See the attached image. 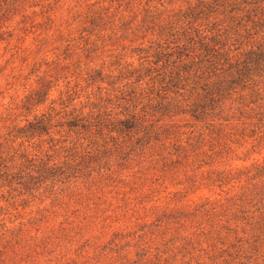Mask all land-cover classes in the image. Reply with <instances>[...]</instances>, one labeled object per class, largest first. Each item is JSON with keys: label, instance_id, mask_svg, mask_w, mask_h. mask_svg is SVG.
I'll return each mask as SVG.
<instances>
[{"label": "rangeland", "instance_id": "1", "mask_svg": "<svg viewBox=\"0 0 264 264\" xmlns=\"http://www.w3.org/2000/svg\"><path fill=\"white\" fill-rule=\"evenodd\" d=\"M46 2L49 7L42 9L40 15L44 19L37 24L34 22L36 14L28 15V9ZM115 2L131 3V0ZM57 3L60 0H0V79L4 78L6 70L17 59L21 65L27 63L28 57L23 55L27 50L20 45L24 37L34 30L47 32L52 28L54 21L47 16V12ZM182 3L185 5L184 9L172 22L160 29L161 34L167 32L172 36L175 35L173 30L176 26H181L174 41L176 47L170 51L158 47L153 54V63H162V69L154 79L162 85L164 94L156 92L155 102H150L146 107L158 120L180 117L184 124L149 128L145 130L144 137L137 141V147L142 151L152 141L169 140L177 137L182 128L188 129L185 142L187 147L179 143L173 144L172 151L176 159L166 162L161 169L168 176L180 173L184 162L192 155L206 156L207 161L211 162L229 159L239 152V159L248 161L252 155L264 151V0H182ZM17 16L20 20L13 26L12 21ZM87 24L84 31L91 35L103 26V17L99 14L90 15ZM128 26L127 23L122 24L124 29ZM58 38L64 39L62 35ZM81 39L88 45L87 39L83 36ZM13 40L16 41L15 44L12 43ZM43 43L46 44L47 41ZM82 51L91 59L96 48L85 47ZM5 55H8L7 60L4 59ZM77 55V50L71 43L60 50V56L66 61L73 60ZM58 61L59 57L49 65L53 69L51 73L37 79V87L25 97L22 105L24 110L31 111L32 107L43 104L55 81L61 74L70 71L68 65L61 66ZM74 67L79 69V63ZM39 68L40 64L33 63L29 77L35 75ZM143 75H151V70L146 69ZM143 75L138 79L143 78ZM49 76L52 78L49 79ZM86 77L90 83L106 79L100 69L87 70ZM184 90L189 92L191 99V103L186 106L168 99V93L178 95ZM74 94L75 88L68 94V102H71ZM3 95L4 90L0 88V96ZM121 99L129 104L134 103L135 90L129 91ZM106 103L110 104L111 100ZM93 107L97 108L95 116H81L73 110L53 124V117L44 115L36 118L26 128L10 129L8 135L15 133L28 139H39L50 136L51 131L59 127L66 133L77 136L95 130V135L101 137L105 131L130 137L141 127V119L128 112L127 108L120 115L112 117L111 113L100 110V105ZM3 121L4 116L0 113V189L16 183L19 189L12 191L22 190L19 191L20 195H31L45 179L63 175L62 170L51 169L44 161L27 160L22 155L27 163L15 175L10 176L8 161L5 159L8 146L2 135ZM205 145L209 146L210 155L201 153ZM90 146L95 149L88 154L91 161L98 163L112 155L106 144L97 148L93 142ZM119 158L120 167H125L129 154L121 153ZM29 168H35L38 175L27 173ZM233 181L236 184L232 195L223 200L217 199L209 191L222 192ZM107 182L114 183L111 178ZM187 182L191 187L201 183V180L188 177ZM202 182L207 188L196 194L194 210L191 206L156 210L154 220L151 223L137 224L136 230L144 235L155 236L166 235L176 230L177 226L187 230L190 226L208 225L211 230L201 231L195 239L174 235L168 243L174 244L181 240L182 246L177 254L192 256L197 264L200 258L193 254L200 244V236L212 241V253L208 256L211 264H217L218 261H222V264H234L235 261L240 264H264V161H255L251 166H241L233 172L216 168L208 171ZM11 196V192L8 196L0 192V200L7 202ZM184 196V192H177L173 199L179 203L184 200ZM77 203H80L79 199ZM30 205L31 200L25 199L19 202L18 207L26 209ZM100 206L99 198L93 201L94 210H98ZM10 207L16 208L17 205L13 203ZM6 215L8 209L0 206V233L6 227L3 219ZM94 219L95 217L82 215L80 209L76 208L66 210L62 222L57 224L56 215L41 212L29 219L27 226L21 224L8 234L16 245H34L33 252L39 249L36 252L37 258L51 257L58 249H63V254L57 258V264H81V258L91 249L96 254L84 264H92V261L100 264L107 259L105 253L119 255L124 248L129 247L128 244L121 245L118 242L127 240L134 233L117 229L107 242L100 243L102 237L92 235ZM26 228L42 231V235L39 239L31 237ZM12 240L4 243V237L0 235V264H8L10 258L6 257ZM136 247L138 250L135 252V259L129 261V264H159L160 249L149 259L150 248L140 247L139 244ZM171 259L175 260L176 256ZM47 264L52 262L48 261ZM165 264H169V261H165Z\"/></svg>", "mask_w": 264, "mask_h": 264}, {"label": "clouds", "instance_id": "2", "mask_svg": "<svg viewBox=\"0 0 264 264\" xmlns=\"http://www.w3.org/2000/svg\"><path fill=\"white\" fill-rule=\"evenodd\" d=\"M48 7L49 3L46 2L29 8L27 14L35 13L34 22L38 24L44 19L40 15L42 9ZM184 7L182 0H131V3H116L115 0H60V3L53 4L51 10L47 12V16L54 21L52 28L47 32L34 30L32 34L24 37L20 47L27 50L23 52V55L28 57L27 63L21 65L17 59L6 70L4 78L0 79V88L4 90V95L0 96V113L4 116L2 135L8 146L5 159L8 161L9 175H15L24 167L27 160L44 161L49 168L62 170L63 175L45 179L31 195H20L19 191L22 190L12 191L19 189L16 183L0 189L4 196L12 193L7 202L0 200V206L8 209V215L3 218L6 227L0 233L4 237V243L12 240L8 234L10 230L21 224L27 226L28 220L41 212L56 215V223L59 224L66 210L79 208L82 215L95 217L92 235L102 237L100 243L107 242L112 232L117 229L134 233L128 236L127 240L118 242L121 245L128 244L129 247L124 248L119 255L105 253L107 259L102 260L100 264L110 262L129 264V261L135 259L138 244L140 247L150 248L149 259L157 254V249H160L159 264H165V261H169V264H197V260L192 256L177 254V250L182 246L181 240L174 244L168 241L174 235L195 239L201 231L211 230L208 225L190 226L187 230L177 226L176 230L166 235L155 236L138 232L136 225L151 223L155 218L154 212L165 207L191 206L194 210L196 194L207 188L202 179L208 171L220 168L233 172L241 166H251L255 161H264V151L252 155L248 161L240 160L239 152L229 159L211 162L207 161L206 156L192 155L184 162L180 173L168 176L163 174L161 169L166 162L176 159L172 151L173 144L179 143L187 147L185 142L188 129L182 128L175 138L161 142L152 141L142 151L137 147V141L144 137L145 130L149 128L184 124L180 117L158 120L146 107L150 102H155L156 92L164 94L162 85L154 79L162 69V63H153V54L158 47L167 48L169 51L174 49L176 47L174 41L181 31V26H176L173 30L175 35L172 36L167 32L161 34L160 29L172 22ZM93 14L102 16L104 24L90 35L84 29L88 27V17ZM19 20V16L15 17L12 21L13 26ZM124 23L129 25L126 29L122 28ZM200 30L203 32L202 28ZM61 35L64 37L63 40L58 38ZM81 36L89 41L88 45L84 44ZM44 41L47 43H43ZM12 43L15 44L16 41L13 40ZM67 43H71L78 53L77 57L70 61L60 56V50ZM85 47L96 48L91 59L82 51ZM58 57L61 66L68 65L70 71L61 74L55 81L43 104L32 107L31 111L24 110L22 105L25 97L37 87L36 81L40 76L53 71L49 65L57 61ZM4 59L7 60L8 55H5ZM77 62L79 69L74 67ZM33 63L40 64V68L35 75L29 77ZM90 69L102 70L106 79L103 82H88L86 72ZM146 69L151 70V75H143ZM141 75L143 78L138 79ZM73 88L75 94L71 102H68L67 96ZM133 89L136 94L134 103L129 104L121 99ZM167 95L169 100L185 106L191 103L187 90L178 95L172 93ZM109 99L110 104L106 103ZM97 104L100 105V110L111 113L112 117L120 115L127 108L128 112L141 119L140 129L130 137H121L116 132L108 131L101 137L95 135V130L77 136L66 133L59 127L54 128L50 136L39 139H28L15 133L12 136L8 135L10 129L26 128L36 118L44 115H51L53 124L73 110L81 116H95L97 108L93 105ZM93 142L97 148L106 144L112 155L98 163L89 160L88 154L95 150L90 146ZM121 153L129 154L125 167H120ZM201 153L210 155L209 146L205 145ZM22 155L27 157V160L22 159ZM27 173L38 175L35 168L27 169ZM188 177L200 178L201 183L189 187ZM108 178L114 183L107 182ZM235 184L233 181L222 192L211 189L209 191L217 199L223 200L232 195ZM177 192L185 193L184 200L179 203L173 199ZM98 198L101 206L94 210L93 201ZM25 199L31 200L30 207L19 208V202ZM78 199L80 203H77ZM13 203L17 205L16 208L10 207ZM26 231L37 239L42 235V231L34 228H26ZM211 244V240L200 236V244L193 254L200 258L199 264H211L208 260L212 253ZM32 247L34 245H16L12 240L6 257L10 258L8 264H37V259L39 264H47L48 261L57 264V258L64 252L63 249H58L51 257L37 258L36 252L40 250L36 249V252H33ZM95 254L89 249L81 258V264ZM174 255L176 259L172 260L171 257ZM92 264L97 262L92 261ZM217 264H222V261H218ZM234 264L240 262L235 261Z\"/></svg>", "mask_w": 264, "mask_h": 264}]
</instances>
